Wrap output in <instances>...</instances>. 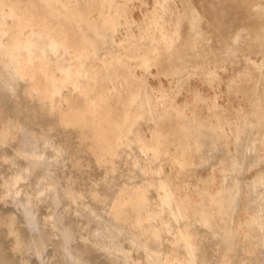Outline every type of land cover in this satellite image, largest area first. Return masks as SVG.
Masks as SVG:
<instances>
[{"label":"rangeland","instance_id":"rangeland-1","mask_svg":"<svg viewBox=\"0 0 264 264\" xmlns=\"http://www.w3.org/2000/svg\"><path fill=\"white\" fill-rule=\"evenodd\" d=\"M162 3L163 0H131L129 17L143 25L145 19L153 18L152 11L157 9L170 22L167 27L171 30L179 21L181 39L172 49L160 43L159 54L151 53L148 67L141 57H128V52L145 53L150 47L140 38V25L134 27L140 38L135 41L123 19L117 38L126 37V41L121 45L109 41L102 46L100 54L123 56L121 71L133 72L129 79L133 87L144 82L148 85L142 89L143 97L146 92L158 95L166 92L169 99L153 104L162 107L161 112L163 107L172 105L185 107L184 118L192 125L193 134L188 135L183 130L175 109L163 120L158 121L157 117L151 120L146 115L139 121L137 127L148 140L158 122L162 155L151 174L155 184L150 191V202L136 209L133 207L139 195L136 187L144 184L143 175L133 168L139 150L134 147V153L123 144L113 159L116 169L109 171L112 160L102 155L104 140L99 137V127L92 116L78 121L69 132L54 116L45 114L43 124H55L50 133L52 143L41 145L46 157L41 163H35L23 153L26 150L36 157L41 150L32 142L25 143L31 133L40 132L42 107L35 106L32 100H24L21 93L25 92L27 84L20 81L22 92L18 90L12 95L6 102L7 107L0 102V130L6 121L9 123L7 134L0 135V264H183L188 261L182 241L174 242L178 224L162 206L158 180L161 177L177 186L179 197H185L186 189H195L206 181L212 185L214 179L218 186L224 178L220 162L226 159L225 183L234 184L236 174L229 169L232 158L241 159L246 154L248 139L254 138L250 128H245L237 137L238 110L255 121L256 107L259 103L264 107V77L261 78L259 68L264 61V0H168L164 3L166 10ZM236 34H240L238 42L234 41ZM94 64L99 65V61L89 62V65ZM213 71L218 74L216 77L210 74ZM38 76L43 84L47 82L43 74ZM121 82H125L124 78L118 84ZM2 90L0 88L1 94L7 93ZM119 90L122 94L110 97L113 117L117 120L127 107L125 100L130 88L121 85ZM62 96V102L59 99L57 102L60 118L70 107L87 110L90 114L91 102L73 93L70 85L64 88ZM195 114L201 121L209 120L215 125L218 124L217 114L223 118L228 137L219 132L222 145L213 144L209 134L195 145L193 139L198 138L195 132L199 126ZM11 122L19 123L20 128L13 127ZM190 144L192 148L188 149ZM59 145L69 149L63 159L57 155L58 162H54L52 147ZM179 146L184 147L189 160L182 156ZM178 154L184 166L189 161L192 164L179 168L172 162ZM143 155L144 165L150 166ZM246 155L238 176L242 189L234 184L223 196L216 195L214 204L218 208L206 217L210 228L188 210L187 215L194 217L190 241L196 249L198 264H255L248 246L258 247L256 236L259 234L257 227L251 228L248 224L245 195L248 184L256 179L257 192L252 194L251 200L255 202V210L264 204L261 197L264 183L260 181L264 159L255 158L253 153ZM240 190L242 197L238 196ZM192 197L200 200L195 193ZM183 200L187 203L186 198ZM203 200L210 203L208 197ZM223 205L225 207L221 208ZM150 214L151 218L146 219ZM262 215L264 218V212ZM180 225L185 228L187 224L181 221ZM263 258L259 255V260ZM189 264H192L190 259Z\"/></svg>","mask_w":264,"mask_h":264},{"label":"bare ground","instance_id":"bare-ground-1","mask_svg":"<svg viewBox=\"0 0 264 264\" xmlns=\"http://www.w3.org/2000/svg\"><path fill=\"white\" fill-rule=\"evenodd\" d=\"M29 1L24 3L23 0H0V88L7 92L5 94L0 93V102L3 107H7L6 102L9 98L18 90L19 92L22 90L23 85H20V81H23L24 84H27L25 92L21 91L24 100H32L35 106L42 107L40 132L31 133L25 143L27 145L32 142L38 150H41L38 151L36 157L33 154H29L26 150L23 153L25 155L28 154L35 163H41L46 157L45 148H41V145L52 143V135L50 133L55 124L45 126L43 124L45 121L43 116L45 114L54 116L55 121L59 122L69 132L76 127L78 121L88 120V116H92V121H97L99 137L104 140L102 155L112 160V164L108 168L109 171L116 169L113 159L118 155L123 144H126L134 153H136L134 147L138 148L139 153L135 154L133 168L135 172H140L143 175L144 184L136 187L139 195L133 207L139 209L142 205L150 202V191L155 184L151 174L154 171L155 162L162 155V133L158 127V122H156L152 137L148 140L143 136L142 130L137 127V124L146 115H149L151 120L154 117H157L158 121L163 120L169 117L170 112L175 109L177 111V119L188 135L193 134L192 125L184 118L186 117L185 107H174L172 105V107H163L162 112L160 111L162 107H154L153 104H161L167 98L169 99L168 94L163 91L161 95L146 92L144 94L145 97H143L142 89H146L148 85L144 82L141 86L133 87L132 82L129 80L133 76V72L129 69H126L125 73L121 71V66L124 62L123 56L118 54L111 55L110 53V55L101 56L100 50L109 41L112 44H124L126 37L117 38L119 28L124 24V19L125 24L129 27V34L132 39L138 41L142 38L150 47L145 53L131 54L128 52L126 55L128 57H141L142 63L148 67L151 62V53L159 54L158 45L160 43H165L168 49H172L176 42L181 39L179 21L176 22V26L171 30L167 27L170 22L164 18V14L154 9L152 11L153 18L149 21L145 19L143 25L142 23L139 24L138 21L129 17L128 11L131 0H124V3L120 0ZM167 1L163 0L162 3V7L165 10L164 3ZM135 26L140 27V38L134 31ZM239 39L240 34H236L234 41L238 42ZM93 59H97L99 65H89V62L93 61ZM259 68L261 70V78H263L264 61ZM38 74L45 76L47 81L45 84H43ZM210 74L213 77L218 75L214 71L210 72ZM121 78H124L125 82L118 84ZM104 82H108V84L105 85ZM68 85L71 86L73 93H79L85 101L91 102L90 114H88L87 110L70 107L63 117H59L60 109H58L57 102L58 99L59 102H62L64 88ZM121 85H126L130 88V91H128V98L125 100L127 107H125L121 118L117 120L113 117L110 97L115 93L122 94L119 90ZM104 105L110 108L104 107ZM214 108L218 109V107ZM256 111L258 115L257 120L254 121L243 110H238L240 117L237 123L235 121L237 125L236 134L239 137L245 128H250L254 138H247L248 143L245 146V152L250 155L253 153L255 158L263 161L264 107L261 106V103L256 107ZM195 116L197 117L196 114ZM196 121L199 124L195 132V134H198V138L193 139L196 146L200 144L201 138L206 134L211 136L213 144L222 145V136L219 132H222L224 136L228 134L226 132L227 124L224 123L220 115L217 114L218 124L216 125L209 120L203 122L198 117ZM229 121L226 123L229 124ZM11 125L15 128H20L19 123L11 122ZM7 126H9L8 121L4 123V128L0 130V135L7 134ZM114 133L117 134L112 138ZM191 148L190 144L188 149ZM68 149L69 147L65 145L53 146L52 152L54 154L52 158L54 162H58L57 155L63 159ZM179 149L183 150L182 156L189 160L184 147L179 146ZM142 154L146 156L150 166L148 164L144 165L146 161L144 162L143 157H141ZM246 154L241 159L239 157L232 158L229 168L232 174H236L234 184H238L240 189H242V181L238 176L242 172L244 162H246L245 160L248 156ZM172 162L177 164L179 168H186L192 164V161H189L188 165L184 166L179 160V154L173 157ZM226 163V159L220 162V172L224 174V178L218 186L216 185L217 181L214 179L212 180V185L210 181H206L202 186L195 187V189H186L185 197H179L177 186L174 187L172 183H167L161 177L158 180L162 189L160 194L162 206L170 211L172 219L178 224V230L173 234L174 242L182 241L188 253V261H184L183 264H189V259L192 264H198L196 249L190 241L193 218L195 217L204 226L210 228V220L206 217H210L218 208L214 204L216 195L223 196L234 185L225 183L228 177L226 175L228 173V169L225 166ZM157 169L159 170V168ZM21 178H24V176L22 175ZM260 181L264 183V173H262ZM257 187L258 181L255 179L251 185L248 184L245 195V207L250 217L248 218V224L251 228L257 227L259 234V236H256L258 247L251 244L248 246V251L255 258V264H264V258L259 260V255L264 257V218L262 217L264 204L259 205L258 210H255V202L251 200L252 194L257 192ZM194 193L200 197L199 201H195L194 197H192ZM238 196L242 197L241 190ZM206 197L210 198V203L203 202ZM261 197L264 202V192L261 193ZM82 198L80 196L81 200ZM183 198L187 199V203H184ZM223 207L225 205L221 208ZM189 209L194 214L193 218L187 215ZM250 210H253V212L251 213ZM151 215L145 218L150 219ZM181 221L187 224L185 228L180 225ZM196 233L198 234V232ZM225 237H228V234ZM225 237L223 240H225ZM244 261L246 260L244 259Z\"/></svg>","mask_w":264,"mask_h":264}]
</instances>
